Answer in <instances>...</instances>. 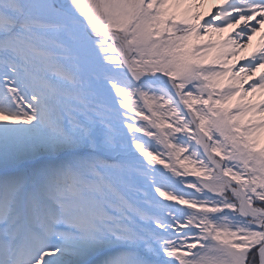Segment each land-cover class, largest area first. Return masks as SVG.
Masks as SVG:
<instances>
[{
    "label": "snow or ice",
    "instance_id": "6c2138e0",
    "mask_svg": "<svg viewBox=\"0 0 264 264\" xmlns=\"http://www.w3.org/2000/svg\"><path fill=\"white\" fill-rule=\"evenodd\" d=\"M206 2L0 0V264H264V0Z\"/></svg>",
    "mask_w": 264,
    "mask_h": 264
},
{
    "label": "bare ground",
    "instance_id": "6f19581e",
    "mask_svg": "<svg viewBox=\"0 0 264 264\" xmlns=\"http://www.w3.org/2000/svg\"><path fill=\"white\" fill-rule=\"evenodd\" d=\"M213 2H216V0H208V2L203 3V4H200L199 7L193 6L190 9V11L191 12H200L202 14H206L209 11L210 3H213ZM224 35H227V32H225V33H219V34L213 33L212 34V39H217V38H220V37H222ZM260 42H261V34L258 32V33H256L253 36V39H252L251 43L249 44V46L247 48L243 49L241 52H239L238 55L239 54H244V53L249 54L253 50V48H255V47L258 46V44ZM232 59H233V57H228L229 62H231ZM250 98L253 99V100L259 99V98H264V92L257 93V94L253 95ZM262 143H264V134H262Z\"/></svg>",
    "mask_w": 264,
    "mask_h": 264
},
{
    "label": "rangeland",
    "instance_id": "374dc122",
    "mask_svg": "<svg viewBox=\"0 0 264 264\" xmlns=\"http://www.w3.org/2000/svg\"><path fill=\"white\" fill-rule=\"evenodd\" d=\"M132 115H135V113H132ZM141 134H142V133H141ZM141 155H142V154H141ZM156 167L163 168V165L157 163V164H156ZM188 167H189V169H191V168L194 167V166H193V165H189ZM181 171H183V169H181ZM196 171H200V169L197 167V168H196ZM186 176L188 177V180H189V181H195V180H197V178H193V177H195L196 175H194L191 171H189L188 173H186ZM199 178H200V179H203V178H204V175L202 174ZM190 191H194V189H190ZM156 195H157V198H158V199H162V200H165V201H166V198H164V197H159V194H156ZM166 202H167V201H166ZM172 203H175V202H172ZM181 207H187V205H181Z\"/></svg>",
    "mask_w": 264,
    "mask_h": 264
}]
</instances>
